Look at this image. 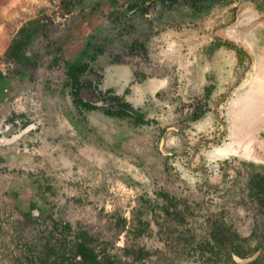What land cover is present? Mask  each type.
<instances>
[{
	"label": "rangeland",
	"instance_id": "obj_1",
	"mask_svg": "<svg viewBox=\"0 0 264 264\" xmlns=\"http://www.w3.org/2000/svg\"><path fill=\"white\" fill-rule=\"evenodd\" d=\"M64 1L0 0V72L9 80L0 100V264L41 254L53 220L85 230L113 264H209L202 248L214 220L251 238L250 248L264 246V208L245 197L247 164L264 171V0H229L205 14L156 0L144 14L126 9L133 0H75L63 14ZM32 21L45 27L26 49L35 66L20 76L4 53ZM215 42L242 48L243 64ZM84 48L100 52L81 77L91 83L81 99L106 106L109 90L145 124L72 105L64 62ZM194 109L204 111L197 121ZM158 193L180 202L183 223L161 211ZM144 200L155 214L134 239L130 220Z\"/></svg>",
	"mask_w": 264,
	"mask_h": 264
},
{
	"label": "trees",
	"instance_id": "obj_2",
	"mask_svg": "<svg viewBox=\"0 0 264 264\" xmlns=\"http://www.w3.org/2000/svg\"><path fill=\"white\" fill-rule=\"evenodd\" d=\"M114 3L115 0H109ZM155 0H133L127 5L128 11L138 9L142 14L146 13L149 9V5ZM163 7L174 10L176 7L184 6L188 8L193 14H205L213 8L216 4H224L229 0H156ZM77 1L66 0L63 3L62 13L70 14L72 10L76 8ZM45 25L35 24L33 21L22 26L16 36L9 44L7 50L4 53L6 62L12 64L14 72L23 75L22 70H26L35 66L34 61L27 55L26 49L31 43L32 38L37 32L43 30ZM214 46V47H213ZM213 49H218L219 46H223L226 49L233 50L238 60V64L242 65L246 58L245 52L242 48L235 45H231L229 42H215ZM137 47L143 50L142 45ZM212 49V48H211ZM100 49L97 48L95 52L89 53L88 48H84L80 51V55L72 60L66 61L65 64V76L67 86L70 89V96L72 105L79 111H101L105 116L110 118L127 119L134 125H143L146 123L143 119V114L134 110L131 105L122 99L120 96L111 94L108 90L107 102L109 105L96 106L94 104L83 101L79 95L82 88H91V83L81 80L82 75L90 69V63L96 59V56ZM90 63H89V62ZM12 72V71H10ZM9 74V73H8ZM8 75L6 76L0 72V100L4 96L6 87L8 86ZM210 86L205 88L204 99L210 95ZM101 94V93H99ZM102 95V94H101ZM105 95V94H104ZM101 99L104 100L102 97ZM204 111L201 109H194L190 117L191 121H197L201 118ZM26 124H22L25 127ZM251 167V171L247 173V180L245 185L246 198L251 200L258 208H264V171H255L256 166L253 164H247ZM259 169H264L259 167ZM158 197L164 200V206L161 207V211L165 215H172L178 221H184V215L180 208V202L175 198L170 197L165 193H158ZM243 198V197H242ZM241 198V199H242ZM244 199V198H243ZM141 205L136 210V213L131 218V226L129 233L132 238L139 239L148 230L150 221L148 216L150 213L155 214L156 206L150 200H144L140 202ZM146 204L148 206H146ZM31 207H35L34 205ZM142 209V210H141ZM28 217H32L31 213L26 214ZM52 222V228L45 239V243L42 248L41 254L36 256L25 257L26 264H113V260L107 256L104 249H96L97 240L89 235L85 230L78 229L72 232L69 224H62L56 221ZM208 239H205L203 250H206L208 256L206 258L209 264H218L220 256L224 255V258L229 260L230 264H235L230 254H234L239 258H245L248 255L255 252L258 248L261 249V253L258 258L250 264H264V246L250 248L249 240L251 238H239L237 233L231 226L225 224L223 221L214 220L208 225ZM248 242V243H247ZM246 244V245H245ZM139 258L141 251L137 252ZM31 255V253H30ZM53 256L52 263H48L46 260L48 256Z\"/></svg>",
	"mask_w": 264,
	"mask_h": 264
},
{
	"label": "water",
	"instance_id": "obj_3",
	"mask_svg": "<svg viewBox=\"0 0 264 264\" xmlns=\"http://www.w3.org/2000/svg\"><path fill=\"white\" fill-rule=\"evenodd\" d=\"M257 256H258V253L252 255L249 258H245V259H240V258H238L236 256H233V261L236 264H249V263L253 262L256 259Z\"/></svg>",
	"mask_w": 264,
	"mask_h": 264
},
{
	"label": "flooded vegetation",
	"instance_id": "obj_4",
	"mask_svg": "<svg viewBox=\"0 0 264 264\" xmlns=\"http://www.w3.org/2000/svg\"><path fill=\"white\" fill-rule=\"evenodd\" d=\"M140 45H141V44H140ZM142 46H143V45H142ZM213 47H214V46H213ZM213 47H212V49H213ZM213 50H214V49H213ZM256 253H258V252L256 251L254 254H256ZM254 254H252V255H254ZM252 255H251V256H252ZM258 255H259V253H258ZM234 256H235V255H234ZM251 256H250V257H251ZM236 257H237V256H236ZM238 258H239V257H238ZM247 258H249V257H247ZM257 258H258V256L256 257V259H257ZM240 259H245V258H240ZM256 259H255V260H256ZM255 260H254V261H255ZM251 263H252V262H251ZM235 264H236V263H235ZM249 264H250V263H249Z\"/></svg>",
	"mask_w": 264,
	"mask_h": 264
}]
</instances>
